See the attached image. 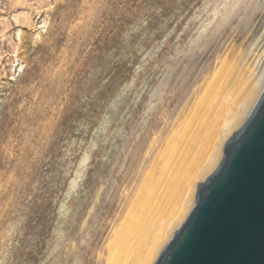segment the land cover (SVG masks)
I'll return each instance as SVG.
<instances>
[{
  "label": "rangeland",
  "instance_id": "obj_1",
  "mask_svg": "<svg viewBox=\"0 0 264 264\" xmlns=\"http://www.w3.org/2000/svg\"><path fill=\"white\" fill-rule=\"evenodd\" d=\"M22 12L35 39L17 57ZM262 13L264 0H0V264H106L180 112Z\"/></svg>",
  "mask_w": 264,
  "mask_h": 264
},
{
  "label": "bare ground",
  "instance_id": "obj_2",
  "mask_svg": "<svg viewBox=\"0 0 264 264\" xmlns=\"http://www.w3.org/2000/svg\"><path fill=\"white\" fill-rule=\"evenodd\" d=\"M15 19L21 25L14 49L18 57L21 48L34 44L33 33L28 38L24 28L30 31L36 26L27 12ZM43 22L38 29L46 27L47 21ZM254 26L232 58L220 63L199 96L195 98V91L180 112L120 223L113 227L106 264H153L183 221L196 183L217 165L224 140L247 115L264 85V14L256 31Z\"/></svg>",
  "mask_w": 264,
  "mask_h": 264
},
{
  "label": "water",
  "instance_id": "obj_3",
  "mask_svg": "<svg viewBox=\"0 0 264 264\" xmlns=\"http://www.w3.org/2000/svg\"><path fill=\"white\" fill-rule=\"evenodd\" d=\"M153 264H264V85Z\"/></svg>",
  "mask_w": 264,
  "mask_h": 264
}]
</instances>
